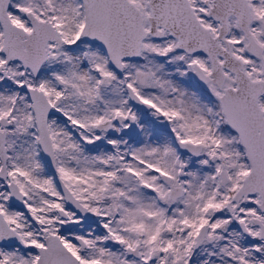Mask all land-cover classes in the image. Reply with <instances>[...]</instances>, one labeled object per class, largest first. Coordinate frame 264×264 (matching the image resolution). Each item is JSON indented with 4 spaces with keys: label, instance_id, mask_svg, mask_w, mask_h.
Segmentation results:
<instances>
[{
    "label": "snow or ice",
    "instance_id": "1",
    "mask_svg": "<svg viewBox=\"0 0 264 264\" xmlns=\"http://www.w3.org/2000/svg\"><path fill=\"white\" fill-rule=\"evenodd\" d=\"M0 264H264V0H0Z\"/></svg>",
    "mask_w": 264,
    "mask_h": 264
}]
</instances>
